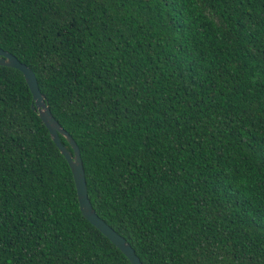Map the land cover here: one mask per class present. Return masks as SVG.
I'll return each mask as SVG.
<instances>
[{
	"label": "trees",
	"instance_id": "trees-1",
	"mask_svg": "<svg viewBox=\"0 0 264 264\" xmlns=\"http://www.w3.org/2000/svg\"><path fill=\"white\" fill-rule=\"evenodd\" d=\"M0 48L142 264H264V0H0ZM32 103L0 65V264H131Z\"/></svg>",
	"mask_w": 264,
	"mask_h": 264
},
{
	"label": "water",
	"instance_id": "water-1",
	"mask_svg": "<svg viewBox=\"0 0 264 264\" xmlns=\"http://www.w3.org/2000/svg\"><path fill=\"white\" fill-rule=\"evenodd\" d=\"M0 65L9 66L22 72L25 81L32 94V107L38 112L39 117L49 131L50 137L58 147L61 154L67 160L74 179L79 206L83 216L90 221L97 229H99L107 238H109L129 259L131 264H142L140 258L135 253L132 246L126 239L116 232L106 221L100 218L95 212L88 198L85 173L82 164L79 147L72 136L60 125V123L52 115L44 95L41 93L38 83L32 69L25 63L21 62L14 54L0 48ZM62 135L70 145L68 149L60 140Z\"/></svg>",
	"mask_w": 264,
	"mask_h": 264
}]
</instances>
